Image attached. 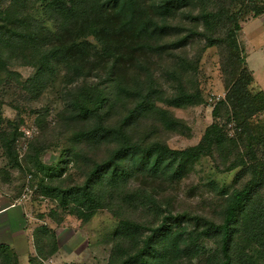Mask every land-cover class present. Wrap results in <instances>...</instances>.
<instances>
[{"label": "rangeland", "instance_id": "374dc122", "mask_svg": "<svg viewBox=\"0 0 264 264\" xmlns=\"http://www.w3.org/2000/svg\"><path fill=\"white\" fill-rule=\"evenodd\" d=\"M65 1L74 20L91 0ZM198 1L195 12L205 6L222 14L209 17L215 35L225 36L231 15L239 19L243 67L253 75L247 87L264 91V0ZM186 15L175 20L184 30L166 40L205 29L183 20ZM65 16L54 0H0V193L29 214L37 241L33 264H141L135 255L153 232L169 264H264V108L248 118L252 149L234 146L228 138L242 127L219 107L239 77L227 43L210 44L197 30L180 46L86 78L53 51ZM93 81L100 82L104 102L89 119L73 118L71 101ZM100 114L112 125L130 116L126 130L133 141L183 151L177 173L153 176L130 158L114 170L107 161L117 143L85 135ZM215 123L227 138L211 151L192 149ZM236 159L245 162L229 168ZM237 191L247 194L231 224L226 260L221 234L200 233L207 220H224ZM176 230L187 239L180 254L169 247ZM5 259L0 254V264H10Z\"/></svg>", "mask_w": 264, "mask_h": 264}, {"label": "trees", "instance_id": "16d2710c", "mask_svg": "<svg viewBox=\"0 0 264 264\" xmlns=\"http://www.w3.org/2000/svg\"><path fill=\"white\" fill-rule=\"evenodd\" d=\"M198 2V0H91L83 14L73 20L70 17L75 14L74 8L65 0H54V4L66 15L67 22L65 21L66 23H63L55 33L53 51L55 54L61 53L60 56L72 64L75 74L89 78L94 71H100L102 68L113 72L123 69L129 62L137 59L141 61L140 59L150 51L180 46L186 42L192 32L197 30L210 44L224 41L238 63L234 78L237 74L239 77L230 85L233 89L237 87V90L230 93L229 99L220 100L219 107L223 104L228 118H235L242 127L237 136L229 137L228 140H231L236 147L252 149L255 137L250 130L248 118L264 108V91L253 94L247 87V84L253 80V75L245 66L243 67L244 59L240 54L237 34L241 28L239 19L231 15L234 23L228 28L225 36L215 35L209 32V17L222 14L216 7V9H208L205 6L201 7L199 12H195ZM262 10H257V12ZM184 13L187 15L183 20L194 23L200 21L206 25L205 29L202 31L194 28L182 37L171 41L166 40L168 36L184 30L183 24L179 27L175 23L177 16ZM90 35L95 37L96 43L89 39ZM226 80L230 84L232 78L229 77ZM78 90V97L70 103L72 116L89 119L91 115L88 112L93 111L97 114L101 107L100 103L104 102L100 94V82H85ZM236 94H240L237 99ZM215 114L219 118L223 116L218 109ZM129 118L130 116L124 122L112 125L105 122L100 114L98 120L87 129L85 135L109 138L117 143L107 161L108 165L114 166V170L119 168L122 170L124 159L130 158L133 163L141 165V170H146L150 175L176 174L175 161L183 151L172 149L167 145L161 146L156 143L142 145L133 141L126 130V122ZM224 138L227 136L222 132L220 125L215 123L207 130L201 143L192 149L202 151L206 148L211 151L212 147ZM236 160L229 168L245 162L244 159ZM245 194H247L246 191H237L231 195L224 220L222 222L207 220V226L200 233L206 235L210 234L211 230H215L221 234L222 249L226 260L231 259V224L238 209L244 203ZM152 234L146 239L143 248L135 255L136 260L141 264H169L165 262L168 252L163 251L166 249L156 248L152 238L155 233ZM170 238L169 247L180 254L182 243L187 241L184 232L181 233L178 230L170 232ZM0 254H4L5 260L11 259L10 264L13 263L14 258L7 248H0ZM224 263L226 261L221 264Z\"/></svg>", "mask_w": 264, "mask_h": 264}, {"label": "crops", "instance_id": "0c3cea01", "mask_svg": "<svg viewBox=\"0 0 264 264\" xmlns=\"http://www.w3.org/2000/svg\"><path fill=\"white\" fill-rule=\"evenodd\" d=\"M7 248L17 264H33L37 241L26 208L0 193V248Z\"/></svg>", "mask_w": 264, "mask_h": 264}]
</instances>
